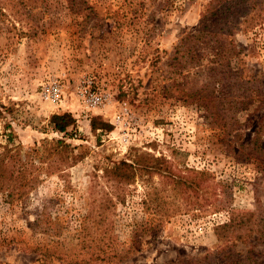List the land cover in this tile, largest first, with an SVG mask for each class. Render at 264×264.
<instances>
[{
  "label": "rangeland",
  "instance_id": "rangeland-1",
  "mask_svg": "<svg viewBox=\"0 0 264 264\" xmlns=\"http://www.w3.org/2000/svg\"><path fill=\"white\" fill-rule=\"evenodd\" d=\"M76 1L0 0V264L70 254L82 226L92 244L110 245L109 264H213L227 252L263 261L264 240L225 242L216 228L264 205V154L252 157L248 146L264 126V23L234 35L241 53L224 82L259 72L260 88L241 81L254 103L237 115L221 106L214 119L207 84L220 72L206 45L187 36L227 0ZM53 82L58 102L47 96ZM63 113L75 124L58 133L50 118ZM96 117L111 129L93 131ZM230 117L238 125L227 135ZM56 140L70 145L67 162ZM140 153L181 175L207 172L215 189L182 193L161 171L140 169L121 186L107 173ZM153 198L168 215L146 206Z\"/></svg>",
  "mask_w": 264,
  "mask_h": 264
},
{
  "label": "trees",
  "instance_id": "trees-1",
  "mask_svg": "<svg viewBox=\"0 0 264 264\" xmlns=\"http://www.w3.org/2000/svg\"><path fill=\"white\" fill-rule=\"evenodd\" d=\"M217 0H214V2ZM229 1V2H228ZM16 3H22L24 0H14ZM84 0H77L76 4H84ZM243 6V8H242ZM243 13H240L242 12ZM1 14H3L1 12ZM242 18L240 17V15ZM243 14V15H242ZM204 25L200 27L197 33L188 35L189 40H194L204 43L209 53L213 56L210 62L218 66L217 70L220 73L215 74L212 72L210 76L211 82L207 84L208 98L207 109L209 110L210 116L217 119L221 116V106H227L229 112L235 113L236 111H246L249 103H254L252 97L249 94L251 90L246 83L241 81L245 78L247 83H252L261 87V81H259L257 73L243 74L240 71L234 78L232 84H224L229 82L230 68L233 57H239L241 49L236 48L234 45V35L238 33L248 32L256 27L261 26L264 23V6L261 2L256 0H227L225 3H219L214 6L210 16H204ZM211 20L209 21V19ZM208 20V22H207ZM232 45L230 49L228 46ZM192 49V48H191ZM215 69H211L213 71ZM244 77V78H243ZM211 83V84H210ZM255 86V85H254ZM260 95V93H259ZM252 99V100H251ZM264 100L263 98H260ZM216 110V112H215ZM228 110L223 112L227 113ZM234 115V114H233ZM50 122L53 125L55 132L64 133L70 126L75 124V119L70 113L54 114L50 118ZM238 125L237 120L230 117L227 121L224 119L222 127L228 129L227 135H230L234 128ZM92 130L98 129H111V126L103 122L100 118H93L91 124ZM262 128L264 126L260 124L257 130L254 132V137L248 145L252 150L250 155L252 157L256 155L264 154V145L262 134ZM226 132V130H225ZM239 137L238 133H235L232 138ZM53 150L56 154H62V163L67 162L69 156L67 155L71 147L69 144L62 140H56L52 142ZM163 164V165H162ZM147 170L149 173L161 171L160 175L167 184H172L174 188H177L179 192H195L198 194L199 190L205 189L204 194L212 188L209 180V174L203 171H195L193 169L186 170V175H181L182 170H178L172 162H165L164 159H156L145 153L136 154L132 159L131 163H123L122 167H114L107 171L114 180L119 184L125 185L134 176L133 170ZM180 175V176H178ZM205 178V179H204ZM202 183H206V186H202ZM186 193V192H185ZM187 197H190L187 194ZM198 201L199 196H192ZM260 201V200H258ZM147 207H154L161 213V217L168 215V208H166V202L153 198L145 200L144 202ZM216 235L222 241H231L232 243H240L243 245H250L251 242L257 244L259 241L264 240V205L258 202V207L251 215H238L230 218L229 222H226L216 228ZM91 233L88 231L87 226L80 229L79 248L74 250L72 253H54V254H41L39 257L38 264H54L53 258L62 261L65 264H109L108 258H105L107 250L110 245H107L104 238L97 239V244H92ZM105 237V236H104ZM110 240V237H107ZM227 242V243H228ZM106 246V247H105ZM254 244H252V247ZM247 252L246 254H234V252H227L221 257L220 260L213 264H264V260L260 261L256 258V255Z\"/></svg>",
  "mask_w": 264,
  "mask_h": 264
},
{
  "label": "built area",
  "instance_id": "built-area-1",
  "mask_svg": "<svg viewBox=\"0 0 264 264\" xmlns=\"http://www.w3.org/2000/svg\"><path fill=\"white\" fill-rule=\"evenodd\" d=\"M62 86L58 82H53L49 87L47 88V96H49L52 100L58 102L62 98ZM93 99L95 102L99 99L96 96H93Z\"/></svg>",
  "mask_w": 264,
  "mask_h": 264
}]
</instances>
